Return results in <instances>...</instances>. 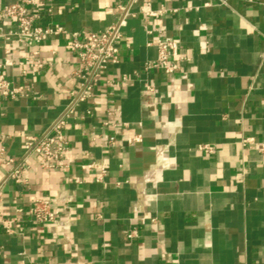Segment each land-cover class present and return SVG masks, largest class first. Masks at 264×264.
Listing matches in <instances>:
<instances>
[{"label":"crops","instance_id":"crops-1","mask_svg":"<svg viewBox=\"0 0 264 264\" xmlns=\"http://www.w3.org/2000/svg\"><path fill=\"white\" fill-rule=\"evenodd\" d=\"M38 2L52 9L40 23L69 32L102 30L116 19V4H129ZM142 6L163 11L145 17ZM130 10L118 62L102 71L67 125L70 166L46 167L32 154L23 182L2 184L0 215L22 222L21 232L15 223L7 232L0 221V264H264V0H137ZM0 26L15 28L10 19ZM165 38L177 42L169 60L178 68L143 70L157 57L154 41ZM68 42L65 34L34 46L46 63L35 75L15 65L2 69L32 90L0 95L7 154L22 156L24 138L44 132L68 104L77 64ZM26 54L0 34V63ZM145 81L156 92L145 90ZM132 136L139 140L129 144ZM246 137L252 143L243 144ZM4 172L0 166V179ZM37 197L69 198L62 226L16 212Z\"/></svg>","mask_w":264,"mask_h":264},{"label":"built area","instance_id":"built-area-1","mask_svg":"<svg viewBox=\"0 0 264 264\" xmlns=\"http://www.w3.org/2000/svg\"><path fill=\"white\" fill-rule=\"evenodd\" d=\"M39 0H14L4 1L0 4V22L5 19H10L15 24L14 29L3 31L0 26V34L9 42H14L21 48L27 50V54L17 61L10 58H5L0 63V95L9 98H17L21 96H29L32 94L30 85H15L8 78L2 69L6 65H15L19 68L22 74L35 75L44 66L45 61L39 56V51L34 47L43 41L60 35H69L68 48L72 51L77 60L76 67L72 71V76L76 80V87L71 93L70 100L64 111L57 116L42 133L25 137L23 140L22 156L16 157L7 154L4 150L3 138L0 137V166L5 167V172L0 179V197L2 195V184L11 179L16 183L23 182L22 172L27 168V159L32 154H37L42 157L46 167H55L60 169L68 168L71 164L67 152L69 150V141L67 138L66 128L69 120L74 117L76 106L78 103L88 100L93 96L94 89L97 86L98 80L102 71L110 63H117L118 57V42L122 38L121 27L125 23L128 15H134L130 10L131 4L137 0H129L128 5L116 4L113 11L117 14L114 22L106 26L102 30H77L69 32L60 23L49 21L45 24L39 22L43 14L51 13L52 9L46 7L43 10L38 8ZM163 10H150L141 7V12L145 17L155 16ZM157 47V57L153 60H148L143 63V70L160 69L164 73H170L178 68V65L169 60L170 55L177 48V42L171 38L157 39L154 41ZM10 47L5 48V53H10ZM143 87L149 92H156V87L153 84L145 81ZM106 143L112 144L113 137L105 136ZM138 136L128 138L129 144H134L138 141ZM243 144L252 143V138L246 137L242 140ZM205 152H211L213 146L210 144H202L199 147ZM264 150V144L259 148ZM162 147H157L156 153L158 160L165 161ZM96 179H101V175ZM69 198H49L37 197L32 198L28 203L17 208L18 214L26 216L31 223L44 224L54 223L62 226L63 220L59 218L60 210H64L66 215L70 214V207L67 204ZM60 204L62 207H60ZM2 227L7 232L14 231L13 223L21 232L22 219L8 218L5 215H0ZM133 232H126L125 237L131 238ZM67 264H88L83 263L79 259L68 261ZM164 264H169L166 260Z\"/></svg>","mask_w":264,"mask_h":264}]
</instances>
